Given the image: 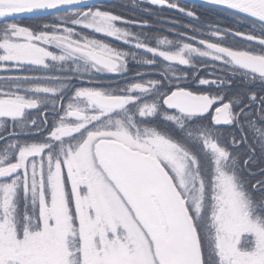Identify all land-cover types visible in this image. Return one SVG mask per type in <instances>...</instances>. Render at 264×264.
Here are the masks:
<instances>
[{
    "label": "snow or ice",
    "instance_id": "1",
    "mask_svg": "<svg viewBox=\"0 0 264 264\" xmlns=\"http://www.w3.org/2000/svg\"><path fill=\"white\" fill-rule=\"evenodd\" d=\"M210 3L0 0V264H264V0Z\"/></svg>",
    "mask_w": 264,
    "mask_h": 264
},
{
    "label": "flooded vegetation",
    "instance_id": "2",
    "mask_svg": "<svg viewBox=\"0 0 264 264\" xmlns=\"http://www.w3.org/2000/svg\"><path fill=\"white\" fill-rule=\"evenodd\" d=\"M179 4L180 7H183L187 10H191L196 13L199 17V20H193L192 18L187 17L184 13H180L177 9H168L167 7L159 8L158 6L150 5L147 0H126V1H118L103 4L105 8L112 11V8H116V12L119 15L127 17L129 19H149L153 25V31L160 32L164 35H168L169 38L174 37V33L169 32L168 29L176 27L178 30L186 31L189 35H191L190 29H185L183 26L187 24H196L205 33L209 31V26H216L221 29H234L241 31H248L249 24L248 22L239 21L238 17L233 16L232 14L225 13L218 10H212L208 8H204L201 6L171 1ZM150 9L152 11V15L149 16L144 10ZM174 21H179L178 25H174ZM21 25L28 24L24 23L23 20L18 21ZM41 23V22H38ZM32 24V23H31ZM37 23H33L35 25ZM139 30V29H133ZM237 41H241V38H237ZM231 42V40H229ZM240 47H244V44L241 42L239 44ZM135 67V65H133ZM181 68H187V66H179ZM209 71H211L209 69ZM19 73L16 72H8V75H16ZM204 75L205 73L202 71L201 73ZM104 82H116L117 80L123 86L124 79L116 76H105ZM191 89L193 91H205L207 90V86H197L195 84L191 85ZM33 116H38L36 110H30ZM49 120L51 121V116H49Z\"/></svg>",
    "mask_w": 264,
    "mask_h": 264
},
{
    "label": "water",
    "instance_id": "3",
    "mask_svg": "<svg viewBox=\"0 0 264 264\" xmlns=\"http://www.w3.org/2000/svg\"><path fill=\"white\" fill-rule=\"evenodd\" d=\"M118 1H126V0H88L89 3H97V4L112 3V2H118ZM171 1L189 3V4H193V5H197V6H201L205 8L223 11L221 9V6L213 5L212 3H210V0H171ZM223 12L231 14L228 11H223ZM43 17H49V16H43ZM43 17H40V18H43ZM25 19H36V18L28 16V15H24L23 18L20 20H25Z\"/></svg>",
    "mask_w": 264,
    "mask_h": 264
},
{
    "label": "rangeland",
    "instance_id": "4",
    "mask_svg": "<svg viewBox=\"0 0 264 264\" xmlns=\"http://www.w3.org/2000/svg\"><path fill=\"white\" fill-rule=\"evenodd\" d=\"M112 8V12H116V8H113V7H111ZM115 14H118V13H115ZM40 23H37V24H35V25H32V24H24V25H22V26H31V27H36V26H38ZM113 43H116V42H114V41H112ZM117 46H120V45H117ZM6 75H8V72H5V71H3V70H0V76H6Z\"/></svg>",
    "mask_w": 264,
    "mask_h": 264
},
{
    "label": "trees",
    "instance_id": "5",
    "mask_svg": "<svg viewBox=\"0 0 264 264\" xmlns=\"http://www.w3.org/2000/svg\"><path fill=\"white\" fill-rule=\"evenodd\" d=\"M51 17H46V18H40V19H33V20H23L24 23H28V24H33V23H38L43 21H50Z\"/></svg>",
    "mask_w": 264,
    "mask_h": 264
}]
</instances>
